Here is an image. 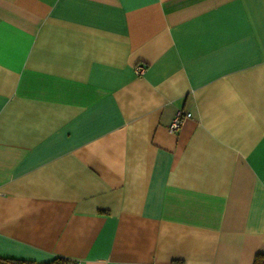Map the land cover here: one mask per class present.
<instances>
[{
  "label": "crops",
  "instance_id": "1",
  "mask_svg": "<svg viewBox=\"0 0 264 264\" xmlns=\"http://www.w3.org/2000/svg\"><path fill=\"white\" fill-rule=\"evenodd\" d=\"M257 252L264 0H0V256Z\"/></svg>",
  "mask_w": 264,
  "mask_h": 264
},
{
  "label": "trees",
  "instance_id": "2",
  "mask_svg": "<svg viewBox=\"0 0 264 264\" xmlns=\"http://www.w3.org/2000/svg\"><path fill=\"white\" fill-rule=\"evenodd\" d=\"M70 260L61 256L46 261L0 256V264H69ZM252 264H264V253L257 252L253 257Z\"/></svg>",
  "mask_w": 264,
  "mask_h": 264
},
{
  "label": "built area",
  "instance_id": "3",
  "mask_svg": "<svg viewBox=\"0 0 264 264\" xmlns=\"http://www.w3.org/2000/svg\"><path fill=\"white\" fill-rule=\"evenodd\" d=\"M143 70H144V66L142 64H136L135 72L137 74H141L143 72ZM186 116H189L188 112L184 113V112H182V110H177L172 122L169 125V129L170 130H177L182 119ZM69 264H81V262L79 260H76V259H71Z\"/></svg>",
  "mask_w": 264,
  "mask_h": 264
}]
</instances>
